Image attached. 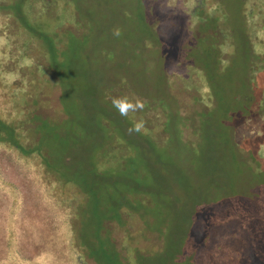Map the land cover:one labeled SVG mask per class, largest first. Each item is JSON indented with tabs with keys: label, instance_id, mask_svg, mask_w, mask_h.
<instances>
[{
	"label": "rangeland",
	"instance_id": "1",
	"mask_svg": "<svg viewBox=\"0 0 264 264\" xmlns=\"http://www.w3.org/2000/svg\"><path fill=\"white\" fill-rule=\"evenodd\" d=\"M236 1L243 0H72L80 22L67 52L68 79L77 83L76 96L93 128L105 118L119 125L114 95L144 99L142 113L156 114L166 128L165 146L156 151L152 142L143 145L135 169L156 192L148 226L174 256L182 250L198 255L208 241L209 252L220 239L232 243L237 264H264V161L250 158L261 153L264 160V119L245 115L249 84L234 47L237 32L243 33ZM116 27L120 37L112 34ZM261 66L254 58L249 69ZM119 83L130 93L115 92ZM263 86L264 77L256 75L254 87ZM250 94L257 98L256 91ZM0 170L24 196L30 252L51 253L54 241L36 214L28 180L3 155ZM46 262L56 264L52 257L39 263Z\"/></svg>",
	"mask_w": 264,
	"mask_h": 264
},
{
	"label": "trees",
	"instance_id": "2",
	"mask_svg": "<svg viewBox=\"0 0 264 264\" xmlns=\"http://www.w3.org/2000/svg\"><path fill=\"white\" fill-rule=\"evenodd\" d=\"M71 1L0 0V155L28 180L36 214L54 241L51 253L30 252L24 196L0 170V264H40L50 257L56 264H155L159 259L160 264H237L228 241L216 240L209 252L208 241L198 255L182 250L174 256L161 233L148 226L156 192L140 182L135 167L143 161V145L152 142L160 151L169 134L156 114L142 111L120 116L117 126L105 118L92 127L76 96L77 83L68 79L67 52L80 22ZM236 3L243 33L236 31L234 47L249 84L245 115L264 119V86L254 87L255 76L264 77V25L257 26L254 18L264 22V0ZM209 42L223 61L220 46ZM254 58L262 66L249 69ZM114 89L124 94L128 85ZM251 91L258 94L255 100ZM139 119L145 129L129 134ZM261 155L250 158L264 161Z\"/></svg>",
	"mask_w": 264,
	"mask_h": 264
},
{
	"label": "clouds",
	"instance_id": "3",
	"mask_svg": "<svg viewBox=\"0 0 264 264\" xmlns=\"http://www.w3.org/2000/svg\"><path fill=\"white\" fill-rule=\"evenodd\" d=\"M115 37H120L122 35V30L119 27L113 29L112 33ZM113 108L122 117H128L131 113H137L144 110V101L139 98H132L127 95L113 97L111 100ZM146 122L143 119L133 120L132 126L128 129V133H141L145 129Z\"/></svg>",
	"mask_w": 264,
	"mask_h": 264
}]
</instances>
